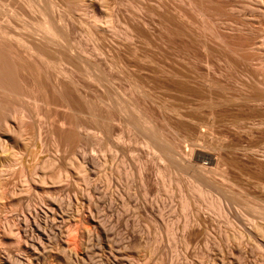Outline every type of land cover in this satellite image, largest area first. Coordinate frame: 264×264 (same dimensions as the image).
I'll use <instances>...</instances> for the list:
<instances>
[{"label": "rangeland", "instance_id": "374dc122", "mask_svg": "<svg viewBox=\"0 0 264 264\" xmlns=\"http://www.w3.org/2000/svg\"><path fill=\"white\" fill-rule=\"evenodd\" d=\"M2 12L13 77L37 87L0 86V264H264L242 217L264 200V0Z\"/></svg>", "mask_w": 264, "mask_h": 264}, {"label": "bare ground", "instance_id": "6f19581e", "mask_svg": "<svg viewBox=\"0 0 264 264\" xmlns=\"http://www.w3.org/2000/svg\"><path fill=\"white\" fill-rule=\"evenodd\" d=\"M14 13V12H13ZM14 17H16V18H18V16L17 15H13ZM12 16V17H13ZM8 17H10L9 16V14H8V16H7V13L6 12H2V13H0V40H3L2 41V43L5 41V43L6 42H10L11 41V44L10 43H7V44H9V45H12L13 43L12 42H14V41H16V42H18V43H20L21 42V37L19 36L20 35V33H22L21 31H20V33L19 34H16V33H14L12 30H13V28L10 26L11 24H10V21L9 20H11V19H9ZM13 17V18H14ZM20 17V16H19ZM21 19H22V17H21ZM18 20V19H17ZM24 19H22V21H23ZM21 21V20H20ZM22 21H21V23H22ZM26 21V20H25ZM24 23H27V21L26 22H24ZM14 25V24H13ZM21 26H22V24H21ZM20 26V27H21ZM24 26V25H23ZM18 27V26H17ZM45 27V26H44ZM23 28V30H24V27H22ZM26 29V28H25ZM17 30V29H16ZM21 30V29H20ZM45 30L47 31V33H50V34H52L53 35V33L51 32V28H49V27H45ZM16 32V31H15ZM33 32V31H32ZM31 32V33H32ZM18 33V32H17ZM36 34V33H35ZM32 35H33V33H32ZM25 38L24 37H22V40H24ZM5 43H3V45H6ZM29 43V42H28ZM31 43V42H30ZM29 43V44H30ZM33 44V43H32ZM31 44V45H32ZM1 45V44H0ZM19 45H21V44H19ZM17 46V45H16ZM23 46V45H22ZM34 46L36 47V45L34 44ZM33 46V47H34ZM18 47V46H17ZM20 47V46H19ZM32 47V48H33ZM34 47V48H35ZM30 48H31V46H30ZM34 48H33V50H34ZM5 49H6V47H5ZM5 49H4V46L3 47H1L0 46V86L1 87H9L10 89L9 90H11V87H12V89L13 88H15V90H14V92H16L17 93V91H19L18 89H20V86L21 87H24V86H22V84L23 85H29V84H31L30 83V81L31 82H33L32 80H30V81H28V82H26V84L24 83L25 82V80L24 81H21L22 82V84L21 85H19V83L15 80L16 78H14L15 77V73L14 72H12V70L14 71V69H12L13 67H12V64H11V61L8 59V57H7V54H6V51H5ZM22 49V48H21ZM28 49H29V47H28ZM27 49V50H28ZM37 49V48H36ZM35 49V50H36ZM8 50V49H7ZM24 50V49H23ZM22 50V51H23ZM26 50V51H27ZM30 50V49H29ZM32 50V51H33ZM25 51V52H26ZM37 51V50H36ZM26 54H29L28 52L26 53ZM38 54V53H37ZM29 55H33V54H29ZM14 76V77H13ZM24 79H26V78H24ZM28 80V79H27ZM26 80V81H27ZM20 81V80H19ZM170 81L171 82H174L173 80H171L170 79ZM184 83V82H183ZM33 84V83H32ZM31 84V86H32V91H33V89H34V91L36 90V84H35V87H33V85ZM31 86L29 85V87L28 88H31ZM7 89V88H6ZM13 90H12V92H13ZM21 90L22 89H20V92H21ZM24 90H25V88H24ZM23 90V91H24ZM1 91V90H0ZM3 91V90H2ZM25 92V91H24ZM36 92V91H35ZM23 93V92H22ZM28 93H30V90L28 89ZM0 94H2L1 92H0ZM18 94V93H17ZM19 94H21V93H19ZM24 94V96L25 97H27V98H30L31 96H29L28 94H26V93H23ZM31 94H33L32 92H31ZM3 95H5V94H3ZM1 97V96H0ZM3 97V96H2ZM35 97V96H34ZM124 106V110H125V108H126V105H123ZM6 122V121H5ZM0 127H2V126H0ZM4 129V128H3ZM5 130H7V128L5 129ZM144 143L147 145V146H149V147H159V148H162V150H165V149H163V148H165V146H160V144H153V143H151L149 140H147V139H145V141H144ZM158 149V148H157ZM169 148H166V151H168V153H170V155L172 154L171 152H170V149L168 150ZM167 153V152H166ZM169 155V156H170ZM197 159L200 161L199 162V164L200 165H212L215 161H216V157L214 156V155H212V154H210V153H208V152H201V153H199L198 154V157H197ZM169 162H171L172 163V161H169ZM172 164H174V163H172ZM212 168V167H211ZM79 172V171H78ZM80 173V172H79ZM80 175V174H79ZM221 187H223L222 185H220ZM219 188V187H218ZM195 189L200 193V195L202 196V197H206V198H208L209 199V204H211V205H215L216 207H218L219 206V203H218V200H217V198L216 197H214V196H211V192L210 191H208V190H205V189H202L200 186H198V185H196L195 186ZM210 195V196H209ZM251 205H250V211H251V213H253V214H255V215H243L242 217H243V219L245 220V222H246V224L248 225V227H249V229H251V231H253V232H255L256 234H258V235H260V236H262V237H264V224H261L262 222H264V200H256V201H254V199L252 198L251 199Z\"/></svg>", "mask_w": 264, "mask_h": 264}]
</instances>
